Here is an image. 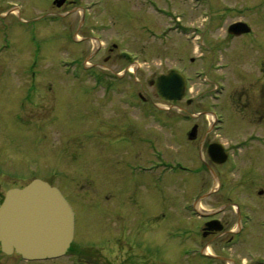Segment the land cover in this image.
Returning a JSON list of instances; mask_svg holds the SVG:
<instances>
[{"label": "rangeland", "instance_id": "rangeland-1", "mask_svg": "<svg viewBox=\"0 0 264 264\" xmlns=\"http://www.w3.org/2000/svg\"><path fill=\"white\" fill-rule=\"evenodd\" d=\"M21 1L22 11L16 13L20 12L23 18H34L50 7L48 0ZM76 1L80 5L92 0ZM153 1L164 3L163 9L167 13H170L167 6L176 9V15H183L188 24L192 23L189 22L191 15H198L191 8L192 0ZM100 2L88 13L90 19L87 25L79 27V19H72L74 14L68 18L73 20V35L71 32L64 34L66 19L42 24L34 23L33 19L25 29L20 26L22 28L16 32L19 41L17 47L20 52H25L24 56H18L21 60L11 63L12 58L9 56L12 54L6 53L0 60L5 59L2 64L8 69L27 65L31 47L34 68L41 65L42 69L37 87L21 85L23 80L20 85L0 86V198L8 188L22 187L35 177L59 186L77 213L76 237L72 246L79 255L90 260L87 264H196V259L183 256L185 248L192 242L188 226L193 227L196 221L184 211L183 204L191 196L188 192L192 189H196L195 193L199 190L204 192L212 185L211 179L214 177L210 171L213 166L205 160L202 150L200 155L203 162L196 158L198 151L196 154L191 152L194 147L188 145V121L177 124L181 133V141L177 143L172 130L162 128L155 115L147 117L139 108H127L122 105L120 96L123 90L131 89L135 91L134 95L141 92L154 103L170 107L171 112L176 111L172 108V102L162 100L150 83L160 73L177 66L186 75L193 68H200L199 61L196 64L192 61L199 53L179 36L167 38L164 45L151 38L152 35L166 38L163 32L168 27L165 26L161 34L154 32L159 33L157 30L166 25L168 20L153 12L149 0ZM212 2L213 10L223 5L226 10L232 11L228 20L222 19L221 23L213 24L214 34L210 40H213L214 45L218 38L227 35L226 24L239 18L248 22L253 31L237 40H226L225 36V46L218 48L225 62L231 65L230 80L226 81L224 93L226 107L231 110L226 109L225 129L209 136L231 142L243 139L252 131L264 134V129L256 130L264 126V93L252 101H245L248 93L252 95L258 88L260 92L264 85V0ZM235 8H240L244 15L237 16ZM5 10L6 14L12 12L4 7L2 11ZM222 11L219 9L217 14L220 15ZM102 23H108L100 31L104 34V41L107 44L117 42L119 46H111L115 49L113 51L94 54L91 37L101 34L96 28ZM147 24L156 30H151L149 26L144 29L143 26ZM76 30L82 41L75 40ZM215 33H221L222 36ZM169 35L179 33L174 29ZM255 41L261 42L262 51L249 54L250 51L254 52L250 46L258 48ZM25 44H30V47ZM121 49H127L124 52L131 55L133 52H129V49L140 53L143 67L136 76L126 77V85L118 83L120 92L112 90L110 98H114V102L105 101L102 89L91 94L88 85L73 81L78 77H88L86 60H89V67L95 65L102 71L103 79L109 72L106 68L114 72L122 71L127 64L119 54ZM42 54H47L44 60ZM90 55L92 57L87 59ZM241 69L248 73L244 72L240 76ZM7 73L9 79L23 78ZM135 79L139 82L132 90L130 84ZM241 92L245 95L243 101ZM179 105L188 109L185 102ZM182 107L180 110L186 111ZM160 111L162 113L163 110ZM206 129L203 128V133ZM155 147L165 152L166 159L174 158V162L181 159L198 171L167 174L166 181L159 186V189L163 188L160 193L156 186L143 189L138 186L143 175L141 170L154 171L160 165L155 160ZM254 148L246 157L237 160V169L228 171L224 189L233 205L238 195L243 205L262 218L264 194L260 195V191L264 189V156L258 159L259 164L253 174L245 167L246 160L253 159L261 147L254 144ZM149 163L152 166L145 167ZM154 184L152 180L151 185ZM201 200L211 206L219 205L214 197L206 199L205 194ZM229 218L231 221L237 220L231 212ZM252 229L244 240L245 246L239 251L242 257L239 260H253L255 256L257 262H261L264 260V239L258 232L255 235H261L260 241L263 239L259 246L251 241L254 237L249 240ZM76 258L74 253L71 257L30 264H77ZM197 260L202 261L200 258Z\"/></svg>", "mask_w": 264, "mask_h": 264}, {"label": "flooded vegetation", "instance_id": "flooded-vegetation-1", "mask_svg": "<svg viewBox=\"0 0 264 264\" xmlns=\"http://www.w3.org/2000/svg\"><path fill=\"white\" fill-rule=\"evenodd\" d=\"M10 0H0V47L5 46H12L13 47L5 52L4 50L0 49V60L3 59L6 55V53H9L12 58V62L21 60L20 57L21 53L19 51V47H17L18 40L16 38V32H18V28L20 27V22L22 20V16L19 13L18 15L15 14H7L4 16L3 14L6 12L2 11L4 7L7 9L11 8L12 5H10ZM196 2L191 3L192 7L198 15H191L189 17V22H192L189 24L190 26V43L194 50L195 46L197 44V34L202 37L203 42H201L202 45L205 47V52L202 53V57L200 55L199 58H196L195 60L192 59L194 64L199 61L202 68L207 69L209 75L207 76L209 84L207 87L209 88H215L218 81H222L226 84L227 89V83L226 81L230 80V63L225 62V60L222 58L221 53L219 52L218 48H223L225 45V41L223 38L225 37L226 40L229 38L233 40L240 39L244 36L250 35V33L241 35V36H235L229 33V31H226L227 35H221V33H215L219 34L222 37L218 38L215 42V45L213 43V40L211 39V36L214 34V32L210 31L209 29L212 28L213 21L216 20L218 23L222 20L221 16L216 13V11L213 10L212 7V0H202L199 4ZM76 0H66L65 3L62 6H58L54 3V0H48L49 4V10L41 13L38 17L43 19L45 17L49 16H57L58 18H62L66 22L65 31L68 32L70 29H72V22L75 19H79L78 26L80 27L81 21H86V10L83 8V11L80 9L83 7L82 4L78 5L76 3ZM17 3V2H15ZM13 3V5H15ZM159 3V2H158ZM10 6H9V5ZM71 6V8H68ZM154 6V13L156 15L160 14L161 7L163 4L160 3V6L158 4H153ZM193 9H191L193 11ZM177 12L176 9L172 10V13L175 15ZM2 14V15H1ZM74 14V15H73ZM192 14V12H191ZM73 15V20L70 18V16ZM171 15V14H169ZM37 17V18H38ZM8 19V20H5ZM28 19V18H27ZM90 19V18H89ZM199 20V21H197ZM84 26V25H83ZM15 35V36H14ZM19 37V36H17ZM15 38V39H14ZM258 39V38H257ZM256 39V40H257ZM8 42V43H7ZM229 41L226 43L228 45ZM255 44L258 48H254L253 46H250V50H253L254 52H251L249 54L255 53L259 54L261 48V42L255 41ZM115 47H117L115 45ZM6 48V47H5ZM107 50L113 51L115 49H112L111 47L107 46ZM117 49V48H116ZM5 60V59H4ZM3 61H0V73L6 71L9 72L11 75L19 76L20 69L22 66H18L19 68H7L4 67L5 64H2ZM130 62H128L129 64ZM127 64V65H128ZM219 66H223L221 68H218ZM26 67V65H25ZM25 69V68H24ZM233 69V68H232ZM218 71H220V74H216ZM264 71V69H263ZM248 73L247 71L240 70V76ZM12 75V76H13ZM15 79H9L3 78L0 76V86L3 84H12V85H28V86H36V84L39 83V79H30V78H16ZM23 80V81H22ZM22 81V83H20ZM78 84L87 85L88 82H95L96 85L100 84V82H104L101 79H78L73 80ZM244 81V80H242ZM20 83V84H19ZM244 83V82H243ZM197 85V78L196 75L192 77L191 80V94L188 96L189 98L185 103L188 105V116H189V124L190 129L189 131L195 127V136L193 139L188 141V145L190 147H194V149L191 152H194L196 154V151H198V155L196 154V158L201 160L200 162H203L201 159L200 151L202 150L204 153L205 160L208 161V163L211 164L212 169L211 173L213 175V180L211 179L212 185L209 186V188L202 192L199 190L198 193H195L194 191L196 189H192V191L188 192L191 194L189 197L190 200H187L189 198H186L184 204L189 203V207H192L193 213L198 214L199 216L194 217L195 221L194 224L197 226L194 229H191V240L192 242L190 245L191 247H197L199 249L200 255H203L205 259H209L212 264H241L242 259L239 260L240 257V250L245 246V238L249 237L250 230L252 227H255L252 229V235L250 236L249 240L253 238L251 241H254L259 244L264 239V222H262V218H260L259 214L255 213V211H251L248 209L247 206L243 205L241 201V197L236 195L235 196V203L233 205V202H230L231 197L228 196V192L224 189V185L228 180V171H233L238 168V162L237 160L241 159L242 157H246V154H250L254 148V144L250 142V140H261L262 143L254 142L257 145H259L261 148H259V151L257 155L253 159L246 160L245 167L248 171H250L252 174L254 170L256 169L257 165L259 164L258 159L260 157L264 156V134L257 133L255 131H252L250 133H247L243 140H240V142H236L232 140L231 142L229 140L225 141L221 138H211L210 134H218L220 131H223L225 129V123H226V109L229 107H226V99L223 95L220 96L219 99L213 100L211 95L206 96V91L208 88L195 90ZM264 93V85L261 87V90L259 92V88L253 91V94L250 95V93L247 94L246 100L245 95L240 93V97L245 101H252L254 98L261 97ZM131 97V96H130ZM248 97H251V100H248ZM183 101H176L174 102V107L177 109V111H180V107L182 105H179ZM245 103V102H244ZM178 107V108H177ZM183 108V107H182ZM230 109V108H229ZM231 110V109H230ZM228 112V111H227ZM209 113L215 115L218 122L214 123L213 129L211 128V120L209 117ZM219 121L223 122V125H220ZM180 123L178 120L175 122L176 126L171 127L172 134L175 136V141L177 140V143H180V135L179 132L180 128H178L177 124ZM203 124V127L201 126ZM204 124H208L207 127L204 126ZM263 126V125H261ZM165 128V127H163ZM203 128H207L206 132L203 133ZM169 129V128H168ZM254 129V128H253ZM263 127H260L256 130H263ZM189 131L187 132V137L189 136ZM241 134V133H240ZM238 134V135H240ZM245 134V133H244ZM229 135V134H228ZM236 138V137H234ZM198 143V144H197ZM253 148V149H252ZM201 151V152H202ZM262 154H261V153ZM246 155V156H245ZM164 162V161H163ZM237 162V163H236ZM207 163V162H206ZM195 168H193V173H196ZM157 174H160L159 172ZM197 178V176H195ZM166 176H144L141 177L138 186L142 187L146 190V188H153L154 186L159 189V186L163 184L166 181ZM152 180L154 181V185H151ZM151 181V183H150ZM209 182V181H208ZM196 186V185H194ZM163 189V188H160ZM159 189V193H160ZM204 189V187H203ZM154 193V192H153ZM155 194V193H154ZM189 194V195H190ZM205 194L206 199L214 197L219 203L217 206H211L210 203H205L204 200H201L202 196ZM264 194V189L260 191V195ZM1 199V198H0ZM225 200V201H224ZM200 208L198 210V208ZM185 208V207H184ZM183 208V209H184ZM186 209V208H185ZM229 212L232 214H235L237 217V220L233 219L231 221V218H229ZM249 213H252L253 222H248ZM256 215V216H255ZM246 220V221H245ZM214 221H220L214 222ZM222 227V229H218ZM258 232L261 233L263 236V239L260 241V236H256ZM260 241V242H259ZM232 251V252H229ZM78 260L81 264L85 263L86 258L82 257L81 255H77ZM183 256H187L185 252H183ZM87 262H90L88 260ZM196 264H199L197 260L195 261ZM34 262H29L25 260L20 254H17L16 252L12 254H7L3 251L2 246L0 244V264H30ZM201 264V263H200Z\"/></svg>", "mask_w": 264, "mask_h": 264}, {"label": "water", "instance_id": "water-1", "mask_svg": "<svg viewBox=\"0 0 264 264\" xmlns=\"http://www.w3.org/2000/svg\"><path fill=\"white\" fill-rule=\"evenodd\" d=\"M243 26L237 23L231 29L246 31ZM156 88L164 98H176L184 79L173 71L160 76ZM73 231L74 214L68 201L57 187L42 180L11 189L0 206V241L7 252L16 250L30 258L58 256L70 246Z\"/></svg>", "mask_w": 264, "mask_h": 264}, {"label": "bare ground", "instance_id": "bare-ground-1", "mask_svg": "<svg viewBox=\"0 0 264 264\" xmlns=\"http://www.w3.org/2000/svg\"><path fill=\"white\" fill-rule=\"evenodd\" d=\"M76 236V235H75Z\"/></svg>", "mask_w": 264, "mask_h": 264}]
</instances>
